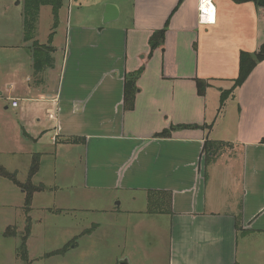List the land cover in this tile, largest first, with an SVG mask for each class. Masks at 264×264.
I'll return each mask as SVG.
<instances>
[{
    "label": "crops",
    "instance_id": "0c3cea01",
    "mask_svg": "<svg viewBox=\"0 0 264 264\" xmlns=\"http://www.w3.org/2000/svg\"><path fill=\"white\" fill-rule=\"evenodd\" d=\"M95 1L102 8L93 15L71 10L81 0H64L52 38L53 7H41L37 28L47 7L51 32L47 42L38 30L35 38L52 47L53 66L35 73L33 47L23 38L24 8L0 0V136L46 147L31 156L40 160L33 183L48 157L62 161L53 169L57 181L34 183L43 189L33 194L29 213V264L35 224L44 220L37 214L82 209L106 218L82 231L63 228L68 237L44 258L65 257L81 237L138 218L133 230L169 231L166 264H264V61L233 89L228 98L238 99V110L214 134L218 98L234 86L241 52L255 53L264 41V9L213 0L215 20L202 22L200 0ZM108 3L119 11L116 28L93 24ZM204 7L213 16L214 8ZM164 26V42L152 50L150 38ZM139 70L127 109L126 81ZM198 79L208 82L202 93ZM12 100L21 108L15 113ZM207 141L223 144L209 155ZM72 175L73 187L66 181ZM151 192L166 193L167 211L148 212ZM45 193H57L58 205L43 203ZM121 262L131 259L121 254L114 264Z\"/></svg>",
    "mask_w": 264,
    "mask_h": 264
},
{
    "label": "rangeland",
    "instance_id": "374dc122",
    "mask_svg": "<svg viewBox=\"0 0 264 264\" xmlns=\"http://www.w3.org/2000/svg\"><path fill=\"white\" fill-rule=\"evenodd\" d=\"M9 3L13 4L12 8H24V0H9ZM81 3L83 4L79 3L77 5L74 3L71 10L80 9L86 12H93V15H95L102 8L101 2L97 3L95 0H81ZM49 9L47 7L44 8L38 25L39 28H37L42 42H47L48 35L51 32L50 23L53 14L50 13ZM120 22L122 21L105 23L100 15L93 19V24H99V26L106 28H116L120 25ZM58 38L61 45L65 38L62 30L58 33ZM218 105L222 107V113L215 124V136L222 134L220 129L227 122H230L234 112L238 110L239 102L237 98L233 99V97H230L221 105L220 98H218ZM20 109H15L14 107V109H10V112L15 113L16 110L19 111ZM49 137L47 138L49 139ZM45 148H40V145L36 144L31 146L20 140L18 136L17 138L12 137L8 141L1 135L0 164L10 171H16L18 178L26 181L33 162L31 157L33 152H38L40 149ZM60 163L62 164V161L60 162L58 158H54L53 161V159L48 157L34 183L39 181L38 178L49 179L51 182L57 181L58 178L53 176V169L57 170L60 168L62 166ZM67 169L66 167L65 170ZM66 181L72 184V187L75 185L73 184L75 181L73 175ZM56 194L45 193L42 195L43 203L57 206L58 197H56ZM24 201L25 194L22 189L14 185L10 180L0 177V264H26L17 257L15 250L21 243V235L5 236L3 233L9 226L17 227L18 233H22L25 230L27 213L23 207V205L25 206ZM36 214L37 211L32 215L35 217ZM36 217H44V220L41 224L36 223L34 227V238L32 237L31 241V260L33 264H114L115 258L121 254L129 256L131 264H166V256L169 249V231L168 236L165 233L156 235L154 231L150 230V225L133 230V225L137 223L138 218H131L134 220L131 226L125 225L120 228L115 226L108 229L103 226L95 238L90 236L81 237L78 240L79 248L65 257L44 258L43 255L45 253L58 249L62 245L63 239L68 237V234L63 232V228L68 227L69 230L74 227H80V231H82L90 227L93 221H103L106 216L102 212L82 209L62 214L39 213Z\"/></svg>",
    "mask_w": 264,
    "mask_h": 264
},
{
    "label": "trees",
    "instance_id": "16d2710c",
    "mask_svg": "<svg viewBox=\"0 0 264 264\" xmlns=\"http://www.w3.org/2000/svg\"><path fill=\"white\" fill-rule=\"evenodd\" d=\"M237 4H243L248 2H253L258 8L264 9V0H232ZM64 0H24V9H23V38L25 42H31V46L33 47V56H34V70L35 73L43 71L45 66L52 67L53 66V57L50 56V51L52 50L51 46L41 45L39 41L35 38L37 32V23L40 16V9L42 6L51 5L53 7V14L55 17V22L53 25V32L50 35L52 38V34L57 27V18L58 12L60 8L63 6ZM166 28L165 26L162 29H159L153 33L150 38V46L151 49H155L161 43L164 42ZM44 50H47L48 53ZM44 54V56H43ZM43 56V57H42ZM264 61V41L259 47L258 51L255 53H249L246 51H242L240 54L239 61V74L237 78L234 80V86L231 89L223 90L221 95V105H223L228 97L232 94L233 89L242 85L249 74L253 71L255 66ZM141 70L129 74L126 85H125V106L127 109L133 108L134 99H135V91H136V79L140 74ZM199 91L202 93L206 87L208 86V82L202 79L197 80ZM179 128L190 127L189 125H179ZM197 127V125H195ZM167 134V132H164ZM163 133V134H164ZM161 134V135H163ZM71 141H77V138H71ZM223 143L220 142H206L207 153H213L215 155L217 148L219 149ZM227 145V144H225ZM40 167L39 155H35L33 158L32 165L29 170V177L25 182H22L18 178V174L16 171H10L2 164H0V177L10 180L11 182L18 185L25 193V212L27 213V224L25 230L22 233H18L17 227L9 226L4 231L5 236H17L21 235V243L16 249L17 257L24 261L26 264H29V255L27 249V238L30 233L31 227V218L29 213L31 211L32 198L33 194L36 191L42 190L43 185H36L32 182V177L38 172ZM166 194V193H165ZM165 194L164 192H151L149 197V213H158L167 211L168 209L164 208L165 204ZM56 252H52L51 254H56Z\"/></svg>",
    "mask_w": 264,
    "mask_h": 264
},
{
    "label": "built area",
    "instance_id": "2783aa9c",
    "mask_svg": "<svg viewBox=\"0 0 264 264\" xmlns=\"http://www.w3.org/2000/svg\"><path fill=\"white\" fill-rule=\"evenodd\" d=\"M206 4H212V6H214V14H213V16L211 15L210 10H208L207 8L204 7ZM199 11H200V13H199L200 20L202 22H213L215 20L216 8H215L213 0H200ZM211 17H214V18L211 19ZM11 105L13 107H17L18 106V101L17 100H12ZM50 117L51 118H55L53 113H50Z\"/></svg>",
    "mask_w": 264,
    "mask_h": 264
},
{
    "label": "water",
    "instance_id": "95a60500",
    "mask_svg": "<svg viewBox=\"0 0 264 264\" xmlns=\"http://www.w3.org/2000/svg\"><path fill=\"white\" fill-rule=\"evenodd\" d=\"M118 15V8L114 4L108 3L106 5L105 13L103 15V20L105 23H108L117 18ZM121 264H127V262H121Z\"/></svg>",
    "mask_w": 264,
    "mask_h": 264
},
{
    "label": "bare ground",
    "instance_id": "6f19581e",
    "mask_svg": "<svg viewBox=\"0 0 264 264\" xmlns=\"http://www.w3.org/2000/svg\"><path fill=\"white\" fill-rule=\"evenodd\" d=\"M210 9L214 8V6H212V4H206Z\"/></svg>",
    "mask_w": 264,
    "mask_h": 264
}]
</instances>
